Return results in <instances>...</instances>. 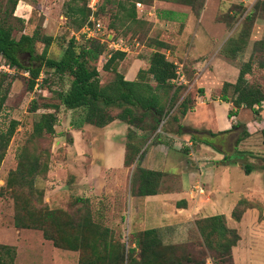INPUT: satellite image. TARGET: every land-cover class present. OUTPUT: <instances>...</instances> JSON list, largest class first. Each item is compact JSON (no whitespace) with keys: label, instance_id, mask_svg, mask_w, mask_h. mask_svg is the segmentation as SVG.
I'll list each match as a JSON object with an SVG mask.
<instances>
[{"label":"trees","instance_id":"obj_1","mask_svg":"<svg viewBox=\"0 0 264 264\" xmlns=\"http://www.w3.org/2000/svg\"><path fill=\"white\" fill-rule=\"evenodd\" d=\"M69 1L71 3L68 6L69 13L64 17H69L70 22L77 29L86 24L91 25L88 21L87 0ZM153 1L196 3V0H105L108 5H114L112 18L119 23V27L130 32L131 36H135L138 33L137 30L146 24L144 20L137 17L135 3L150 5ZM17 2L18 0H6L3 6L0 5V59L11 71V74L0 71V110L11 83L16 78V73H27L26 78L19 76L23 77L26 90L30 91L37 83L41 70H48L57 81L65 84L64 89L55 92L58 105L63 110L79 112L81 124L102 128L116 120L127 126L123 165L130 167L140 150L137 143L131 142L134 138V129L147 134V137L157 136L158 133L155 131L162 118L166 117L160 130L170 121L177 122L176 115L167 117L169 111L175 109L181 117L192 108L190 95L176 104L177 93L182 84L172 85L175 89L169 95L172 88L169 81L174 78L175 65L165 58V51L168 50V45L165 43L150 38L145 44L150 49L146 57L147 68L139 70L134 81L124 80L117 72V64L123 59L124 53L110 52L101 70L110 73L112 78L102 84L95 65L106 51L104 42H100L98 38H85L82 35L80 42L70 38L60 57L50 58L47 56V49L54 40L51 36L40 35L36 30L29 36L20 33L17 39L12 35L15 31H20L23 25L22 19L13 16ZM78 2L81 4L79 5ZM102 10V7H97V11L102 12ZM164 13L160 12L157 17L165 18ZM229 15L233 17L234 13L230 11ZM16 25L19 26L18 29ZM107 29L113 33L112 39L121 37H117L115 33L117 28L112 24L108 25ZM37 43L41 44V48L35 53L34 48ZM263 49L264 47H261L259 52L262 53ZM235 51L232 50L230 53ZM24 54L29 57L26 63H23L20 58ZM254 56L253 52L249 60L239 66L233 84L224 82L221 85L218 98L231 104L229 117L240 108L249 110L252 114H258L260 111L264 113V109L253 108L264 101V94L259 84L250 83L246 79L251 72ZM258 68L263 69L264 64L259 62ZM182 73L184 80L189 81L193 71L183 66ZM151 83H154V86ZM36 109L37 107L31 106V112ZM43 109L51 111L41 113L33 122L30 134L32 137H52L55 134L54 127L58 123L57 106L44 105ZM114 109L117 113L112 115L111 111ZM15 126L16 122L11 121L8 128L0 132V163ZM178 129L181 130V127L178 126ZM235 129L241 130L234 141V144H237L247 134L241 126H233L232 130ZM209 135L216 136L211 133ZM259 135L261 143L264 144V125L259 130ZM201 143L214 147L206 140ZM24 156V151L16 154V167L7 173L3 186L0 187V197L8 194L12 201L13 227L39 231L42 239L50 242L55 249L79 252L77 264H208V262L209 264H232L231 249L236 245L239 237L235 229L226 226L223 215L200 218L193 222L199 241L195 250L191 242L163 244L158 229L130 233L132 247L126 251L108 229H99L88 221L77 224L74 227L78 230L69 232L65 228L63 218L57 215V211L45 209L46 204L42 200L43 192L34 184L36 176L40 174L45 176L47 162H36L30 158L24 161ZM226 159V155L223 154V163ZM243 167L244 174H249V165ZM161 175L160 172L145 170L136 164L130 177L133 195L137 197L155 195L158 192ZM75 200L86 201L81 198H75ZM32 202L40 207H32ZM254 205L252 200L240 198L232 208L230 218L238 222L245 210L255 208ZM177 206L179 207V204ZM13 258L14 248L0 245V264H12Z\"/></svg>","mask_w":264,"mask_h":264},{"label":"crops","instance_id":"obj_2","mask_svg":"<svg viewBox=\"0 0 264 264\" xmlns=\"http://www.w3.org/2000/svg\"><path fill=\"white\" fill-rule=\"evenodd\" d=\"M254 1L204 0L200 12L197 13L196 10L195 14L188 10H176L172 6L179 3L174 1H153L149 5L154 23L164 28L160 35L155 34L153 39L168 45L165 58L173 64L189 67L190 71H193L190 80H184L182 83L176 101L178 104L185 96L190 95L192 108L181 117L176 114L177 122L164 124L157 136L147 137V134L134 129L133 143H137L139 147L142 140H145V143L140 147L130 168L133 170L137 164L142 169L160 172L162 175L155 195H132L128 198L126 213H129L127 224L131 231L158 229L161 235L163 230L177 236L182 243L189 239L191 228L194 230L193 222L200 218L223 215L226 226L232 229L228 226V221L232 220V208L240 198L250 200L247 195L251 174L245 175L235 162L223 163L224 152L220 148L221 145L230 144L234 134L233 126L247 129V126L239 121L241 112L252 113L240 108L229 117L231 104L218 98L221 85L224 82L233 84L238 70L218 56L226 36L223 22L215 20V15L217 10L224 11L229 5L252 4ZM180 4L188 6L189 3ZM160 12H165V18L157 17ZM150 15L148 12V16ZM137 17L140 18L138 15ZM171 26H176L178 30L173 38H168L172 43L169 44L163 36L167 37L165 31ZM81 28L78 29L80 35ZM105 45L104 55L108 58L113 51L108 49L106 43ZM140 48L147 50L145 57L138 53L133 56L128 46L127 51L123 52V59L117 64V72L126 81H134L137 72L147 68L146 57L150 49L144 45ZM169 84L173 85L170 81ZM151 85L154 86V83ZM174 89L175 86H172L169 95ZM67 128L71 143L64 148L60 161L52 164L53 170L61 173V179L65 180L56 185V180L49 177L56 173L48 170L47 182L49 186H53L45 191L46 195L44 194L43 202L48 206L63 205L70 194L81 199L107 195L114 185L120 186L129 169L123 165L127 131L124 123L115 120L102 128L85 124L79 128H73L70 124ZM209 133L216 136L210 137ZM250 136L253 135L248 133V137L243 139L245 142L239 141L236 150L240 145H244ZM255 136H258V133ZM205 140H210L214 147L201 143ZM260 144L264 147L261 141ZM196 181L202 183L204 190L199 196L190 191ZM15 233L12 230V234Z\"/></svg>","mask_w":264,"mask_h":264},{"label":"rangeland","instance_id":"obj_3","mask_svg":"<svg viewBox=\"0 0 264 264\" xmlns=\"http://www.w3.org/2000/svg\"><path fill=\"white\" fill-rule=\"evenodd\" d=\"M5 1L0 0V5L3 6ZM95 1L94 19L103 27L101 34H113L107 29V26L112 24L113 27L117 28L115 32L117 37L121 36L127 42L130 53H133V56L138 53L145 57L147 50L145 48L141 49L140 46H145L150 38H153L157 33L160 35V32L164 30L162 26L154 23L152 10L149 9L150 6L141 5L142 7L138 8L135 6L137 15L142 20L144 19L146 24L137 30L138 33L135 36H131L130 32H127L121 26L119 27V23L112 18L111 14L114 12V5H108L105 0ZM69 2V0H18L13 14L20 16L19 18L23 20V25L20 31H15L12 35L17 39L20 33L29 36L36 30L40 35L51 36L54 40L47 49V56L58 59L70 38H73L76 42L81 41L78 29L73 26L69 17H64L69 13L68 6L71 4ZM203 2L204 0H196V3H189L188 6L179 3L172 7L176 10H188V12L195 14L196 10L197 13L200 12ZM78 4L80 5L81 3L78 2ZM239 5H229L224 11L217 10L216 12L215 20L223 22L226 36L221 43L218 56L238 70L239 66L247 62L250 55L254 52L255 56L252 58L251 72L246 76V79L250 83L259 84L264 94V68H258L259 62L264 64V49L262 53L259 52L261 47H264V0H255L252 4ZM97 7H102V12L97 11ZM191 9L192 11H190ZM208 11L209 9H207L206 13ZM230 11L234 13L233 17L229 15ZM148 12L151 13L150 16H148ZM194 16L192 17L194 18ZM176 26L169 27L165 31L167 37L163 36V38L168 40L169 44H172L169 39L173 38L177 32L176 30H178ZM16 27L18 29L19 26L16 25ZM40 48L41 44L37 43L34 48L35 53ZM232 50H236L235 53L231 54ZM20 58L23 63H26L29 57L24 54ZM104 59L105 55L103 54L95 65L102 84L112 78L110 73H105L101 70ZM0 71L11 74V71L3 65L1 59ZM24 73L18 72L15 74L16 78L12 81L0 110V132H4L11 121L16 122L13 135L0 163V187L3 186L7 173L16 167V154L24 151L26 156H24V161L30 158L36 160V162H47L45 176L40 174L34 178L35 187L40 188L43 192V200L45 191L53 188L47 182L48 178H46V175L48 170L54 171L52 164L60 161L63 157L64 148L71 143L70 136L66 131L68 130L67 126L72 123L73 128H79L82 124L80 123L79 112L66 111L58 105L55 92L65 88L63 82L61 84L48 70L42 69L37 78V83L32 90L28 91L23 79V77L26 78ZM43 80H45L44 83ZM51 104L57 106L58 123L55 125V134L52 137L43 138L30 136L32 124L37 117L43 112L51 111L43 109V106ZM31 106H35L37 109L31 112ZM116 113L117 110L115 109L111 111L112 115ZM176 114L177 111L171 110L168 112L167 117L170 118ZM246 116L247 119H245ZM240 117L239 121L245 127L247 126V129L242 128L247 134L243 139L248 137V133L253 136H250L251 138H248V141L244 145H240L236 150L238 143L234 144V141L241 130H232L234 134L231 137L230 144L221 145L220 148L227 157L224 163L235 162L242 172L244 167L241 165H249V175L251 174V177L248 179L249 193L247 196H249L256 207L245 210L238 223H234L232 220L228 221V226L235 229L239 237L236 245L232 248L233 251L231 249V261L232 264H264V147L260 146L261 139L259 135V130L264 125V113L260 111L258 114H250L243 111ZM165 119L166 117L162 118L158 123L155 133L160 132L164 128L163 125L160 130V126ZM257 133L258 136H255ZM243 139L240 141H243ZM212 141H214L213 138ZM131 142L133 143L134 140L132 139ZM144 143L145 140H142V143L139 144L140 147ZM215 144L218 145V143ZM130 167H128L125 179L120 186L114 185L107 195L101 194L82 198L86 199V201L79 202L70 194L67 200L64 199L66 201L63 205L48 206L45 203V209L57 211V215L63 218L65 228L69 232L78 230L74 226L84 221L93 223L99 229H108L113 238L118 240L126 251L132 247L130 244V233L135 232L131 231V227H128L127 219L129 213H126V202L134 193L130 181L132 172ZM54 173H56L54 176L49 175V177L56 180V185L60 181L64 182L65 179H61V173L56 171ZM38 206L40 207V205L32 202V207L37 208ZM12 230L17 233L12 234ZM188 237L187 241L180 243V239L174 234L163 230L161 232L163 244L191 242L193 250L197 249L199 241L193 228H191ZM0 245L14 248L12 264H77V259L79 258V252L55 249L50 242L42 239L39 231L15 229L13 227V205L8 194L0 197Z\"/></svg>","mask_w":264,"mask_h":264},{"label":"built area","instance_id":"obj_4","mask_svg":"<svg viewBox=\"0 0 264 264\" xmlns=\"http://www.w3.org/2000/svg\"><path fill=\"white\" fill-rule=\"evenodd\" d=\"M95 0H89L87 3V8L89 9L88 21L91 23L90 25H84L81 28V34L84 35L85 38L93 37L98 38L100 42H104L107 44L108 49L111 51H120L126 52L128 49L127 42L122 37L112 39L111 35L101 34L103 27L101 24L94 19L95 13ZM135 6L142 7L141 4L135 3ZM109 36V37H108ZM174 78L170 80L171 84L177 85L182 84L184 82V77L182 73V65L174 64ZM24 75H27L25 72ZM255 110L264 109V101H261L259 105H255L253 107ZM189 146V145H188ZM190 191L194 193L195 196H199L203 194V186L200 181H196L190 188Z\"/></svg>","mask_w":264,"mask_h":264}]
</instances>
